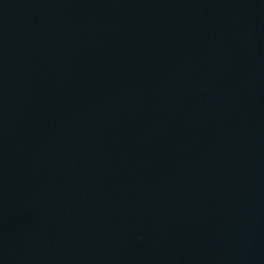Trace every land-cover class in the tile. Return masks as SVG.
Wrapping results in <instances>:
<instances>
[{"label": "water", "instance_id": "95a60500", "mask_svg": "<svg viewBox=\"0 0 264 264\" xmlns=\"http://www.w3.org/2000/svg\"><path fill=\"white\" fill-rule=\"evenodd\" d=\"M0 264H264V0H0Z\"/></svg>", "mask_w": 264, "mask_h": 264}]
</instances>
